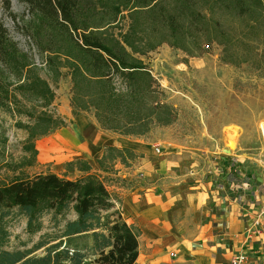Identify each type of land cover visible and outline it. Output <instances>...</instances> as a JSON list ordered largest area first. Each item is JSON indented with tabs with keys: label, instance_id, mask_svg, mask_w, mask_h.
<instances>
[{
	"label": "rangeland",
	"instance_id": "1",
	"mask_svg": "<svg viewBox=\"0 0 264 264\" xmlns=\"http://www.w3.org/2000/svg\"><path fill=\"white\" fill-rule=\"evenodd\" d=\"M98 1L102 5H122L117 17L102 24L99 30L103 36L119 41L132 55L146 62L158 98L173 107V120L164 125L150 124L143 135H133L102 128L93 109L80 108L74 113V90L66 65L67 55L61 51L53 64L46 63L44 53L38 52L32 38L25 32L30 19L26 5L18 0H10L6 5L0 0V22L8 37L19 50L28 52L36 61V72H28V75L36 73L39 79L48 82L52 91L49 103L41 105L43 99L35 95L43 92L40 83L26 88L22 94L18 88L12 87L15 96V100L11 99L12 108L0 107V183L18 175L47 170L75 178L82 174L74 163L80 158L89 163L92 170L102 174L107 189L118 198L121 189L116 187L132 185L136 179L118 176L113 172L115 163L124 161V166H131L138 152L117 142L121 139L125 145L135 147L136 140L132 138H138L146 143L176 144L207 157L211 166L202 175L210 179V187L221 203L226 204L229 198L238 200L243 193L256 206L264 198V139L260 131V124L264 123V17L255 27H246L247 20L232 18L228 12L211 6L221 5L216 0H195V5L207 18L199 46L191 38L181 36L176 38V44H171L170 31L156 20V14H150L148 7L124 6L122 0H95L97 5ZM159 3L167 6L173 2L161 0ZM229 38L232 42L226 44L227 52H223L215 39L226 41ZM128 44L148 51L133 52ZM223 55L232 57L234 62L222 60ZM24 71L19 82L26 75ZM10 77L16 78L14 74ZM97 88L91 87L90 93L100 95L102 98L94 96V99L102 103L107 97L97 92ZM127 109L118 115L126 116L132 112L131 108ZM41 111L58 115L64 123L51 127L45 134L29 137V126ZM97 128L114 136L102 134L98 142L110 143L114 139V144L123 148L121 154L107 149L106 172L96 159L101 146L88 140L95 136ZM71 160L73 163H68ZM74 214L70 209L56 223L51 212H45L41 217L42 227L29 233L25 230V215L14 208L6 225L9 234L2 247H31L41 234L55 232ZM42 250L43 246L35 248L32 253Z\"/></svg>",
	"mask_w": 264,
	"mask_h": 264
},
{
	"label": "trees",
	"instance_id": "2",
	"mask_svg": "<svg viewBox=\"0 0 264 264\" xmlns=\"http://www.w3.org/2000/svg\"><path fill=\"white\" fill-rule=\"evenodd\" d=\"M1 1L6 5L10 3V0ZM18 1L26 5L30 16L25 32L32 38L38 52L44 53L46 63L53 64L61 51L67 55L66 65L74 90V113L80 108L93 109L102 128L133 135H143L150 124L164 125L173 120V107L158 98L146 62L132 55L119 41L103 36L99 30L102 24L117 17L122 5H102L101 1L97 5L95 0ZM159 1L122 0V3L124 6L148 7L150 14H156V20L170 31L173 40L169 43L176 44L175 40L180 36L197 43L206 30L207 18L195 5V0H172L173 3L167 6L159 5ZM216 1L221 5L211 6L228 12L232 18L247 20L246 27H255L264 17V0ZM218 33H222L220 29ZM215 42L227 52L226 44L232 40L215 39ZM128 45L133 52L148 51ZM183 51L192 52L189 49ZM231 58L221 57L234 62ZM36 68V61L28 52L17 48L0 22L1 108H12L11 99L15 100L12 87L23 93L38 83L43 92L35 95L43 99L41 105L49 103L52 91L48 82L39 79L36 73L28 75V72H36ZM23 69L26 75L19 82ZM11 74L16 78L11 79ZM94 86L98 87L97 92L107 97L102 103L94 99L100 95L90 93ZM128 107L132 112L126 116L118 115L127 112ZM16 109L20 111L18 107ZM33 121L29 126V137L45 134L51 127L64 123L63 118L46 111L37 114ZM107 149L119 154L123 152V148L108 145L98 158L103 170H108L104 164ZM74 163L82 171L75 178L47 170L18 175L0 183V264H135L139 251L137 228L121 217L101 174L92 170L85 160L79 158ZM14 208L25 215V230L29 233L42 227L41 217L45 212H51L56 223L70 209L75 216L66 219L55 232L41 234L31 247L7 249L2 245L9 234L6 225ZM41 246L42 252L32 253Z\"/></svg>",
	"mask_w": 264,
	"mask_h": 264
},
{
	"label": "crops",
	"instance_id": "3",
	"mask_svg": "<svg viewBox=\"0 0 264 264\" xmlns=\"http://www.w3.org/2000/svg\"><path fill=\"white\" fill-rule=\"evenodd\" d=\"M106 133L114 137L97 128L88 139L101 146L96 159L104 147L116 146L114 139L98 142ZM132 139L135 147L121 139L117 143L138 152L137 158L131 166L118 161L113 172L136 179L132 185L117 186L121 195L114 198L121 217L138 230L135 264H230L237 252L245 253L240 264H264V212L259 214L264 198L254 206L242 193L223 205L210 179L202 175L211 166L207 157L176 144ZM257 214L260 231L247 236Z\"/></svg>",
	"mask_w": 264,
	"mask_h": 264
},
{
	"label": "built area",
	"instance_id": "4",
	"mask_svg": "<svg viewBox=\"0 0 264 264\" xmlns=\"http://www.w3.org/2000/svg\"><path fill=\"white\" fill-rule=\"evenodd\" d=\"M262 212H264V207L262 210L259 211V214ZM259 214L255 215V217L251 221L250 228L246 229L247 236H250V234L254 232L258 233L260 231ZM244 259H245V253L237 252L230 258V264H240Z\"/></svg>",
	"mask_w": 264,
	"mask_h": 264
},
{
	"label": "bare ground",
	"instance_id": "5",
	"mask_svg": "<svg viewBox=\"0 0 264 264\" xmlns=\"http://www.w3.org/2000/svg\"><path fill=\"white\" fill-rule=\"evenodd\" d=\"M260 131H261V134L263 136V139H264V123L263 124H260ZM231 141V140H230ZM231 143V142H230Z\"/></svg>",
	"mask_w": 264,
	"mask_h": 264
}]
</instances>
